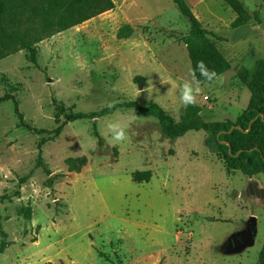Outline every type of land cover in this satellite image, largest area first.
Masks as SVG:
<instances>
[{
	"label": "rangeland",
	"instance_id": "374dc122",
	"mask_svg": "<svg viewBox=\"0 0 264 264\" xmlns=\"http://www.w3.org/2000/svg\"><path fill=\"white\" fill-rule=\"evenodd\" d=\"M41 1L42 20L57 22L58 0ZM113 1L114 10L36 45L31 10L0 14V50L11 54L0 60V97L19 110L0 103V264H255L263 175L228 170L203 131L167 139L157 119L137 110L69 121L134 101L182 123L179 87L192 80L181 42L188 20L164 0H135L138 15L167 12L130 25L122 0ZM185 1L231 65L192 106L206 123L236 122L251 98L238 73L264 59V2L241 0L260 22L233 29L236 14L223 0ZM128 25L130 38L118 39ZM117 120L128 139L114 145L106 125ZM80 157L87 165L70 172L66 160ZM136 171H150L151 181L134 183Z\"/></svg>",
	"mask_w": 264,
	"mask_h": 264
},
{
	"label": "trees",
	"instance_id": "16d2710c",
	"mask_svg": "<svg viewBox=\"0 0 264 264\" xmlns=\"http://www.w3.org/2000/svg\"><path fill=\"white\" fill-rule=\"evenodd\" d=\"M172 1L180 14L190 24V31L187 35L183 36L181 42L186 46L192 69H195L197 61L202 60L209 69L217 72L218 78L227 73L231 68L229 61L210 38L211 34L204 28L190 6L185 0ZM223 1L236 14V19L231 24L233 29L243 28L252 20H255L257 23L260 22L259 14H252L241 0ZM58 3L59 11L57 13L60 16L55 23L48 19L42 20L41 0H0V14H3L6 8H15L18 6L24 11L31 10L34 21L37 23L36 45L46 40V38H52L55 35L66 32L116 8L113 0H77L67 8H64L63 0H58ZM51 26L56 27L55 33L49 32ZM126 27L120 29L118 39L127 40L130 38L132 28L130 26ZM32 51L36 55V49L33 48ZM10 55L0 50V60ZM30 62L36 64L35 58L31 59ZM238 76L242 84L250 91L251 98L246 110L237 118L236 122L206 123L200 118L195 108L189 105L185 109L182 123L177 124L161 106L157 104L142 106L134 101L104 109L100 113L72 115L69 121L75 122L78 120L103 117L117 108L137 110L143 115L157 119L162 133L167 139L176 140L188 132L203 131L208 134L205 145L210 150L222 155V159L228 170L241 172L248 178L259 175L264 176V59L257 61L252 69H241ZM195 77L201 81V86L212 84L216 80L210 83L204 82L198 71L195 73ZM10 100L14 101L15 111L19 113L18 104L13 97H0V103ZM65 125L66 123H63L55 130V136H61ZM33 131L37 133H50L47 130ZM96 137L99 138V144L101 145L102 141L97 132ZM38 165L42 166L46 173L50 175L49 170L42 163L41 155ZM66 165L70 172L80 173L87 165V159L85 157L76 159L69 158L66 160ZM151 179L152 173L150 171H136L132 174V180L137 184L149 183ZM101 255V257H105V254ZM255 264H264V244L259 252L258 261Z\"/></svg>",
	"mask_w": 264,
	"mask_h": 264
},
{
	"label": "clouds",
	"instance_id": "9594fccd",
	"mask_svg": "<svg viewBox=\"0 0 264 264\" xmlns=\"http://www.w3.org/2000/svg\"><path fill=\"white\" fill-rule=\"evenodd\" d=\"M199 72L200 77L204 82H212L218 78V74L215 70L209 69L204 61H197L195 69H191L192 80L185 81L179 87V100L185 107L194 105L196 103V97L201 93V81L196 79L195 73ZM107 129L111 134V142L115 144L123 143L128 139L126 135L127 124L119 120L110 121L107 125Z\"/></svg>",
	"mask_w": 264,
	"mask_h": 264
},
{
	"label": "crops",
	"instance_id": "0c3cea01",
	"mask_svg": "<svg viewBox=\"0 0 264 264\" xmlns=\"http://www.w3.org/2000/svg\"><path fill=\"white\" fill-rule=\"evenodd\" d=\"M167 4H168V9L170 10V8H175V5H174V3H173V1L172 0H164ZM115 3V2H114ZM117 5V4H116ZM119 7H120V13L122 14L121 15V18H123L125 21H128L127 22V24H130V25H133V24H141L142 23V21H143V23L144 22H147V23H149L150 22V20L151 19H153L154 17H157V16H160V15H163V14H165L167 11H159V12H155V10L154 9H152L151 10V12L150 13H147V14H145V15H143V14H141V15H138V14H136L134 11H133V8L135 7V0H130V4L128 5L127 3H126V0H122V2H121V4L119 5ZM129 8V13L128 14H126L125 12H124V10L126 9V8ZM89 22V21H88ZM133 24H132V23ZM87 23V22H86ZM85 24V23H84ZM81 26V25H80ZM129 26V25H128ZM79 26H77V27H74V28H72V29H70V30H68V31H66V32H69V31H72V30H74V29H77ZM66 32H63V33H60V34H58V35H63L64 33H66ZM54 39H57V38H54ZM128 40V39H127ZM224 75V74H223ZM220 78H221V76H220ZM219 79V78H218ZM251 245L253 244V240L251 241V243H250ZM264 244V243H263ZM263 246V245H262ZM262 248V247H261ZM260 252V251H259ZM259 255V254H258ZM258 261V260H257Z\"/></svg>",
	"mask_w": 264,
	"mask_h": 264
},
{
	"label": "flooded vegetation",
	"instance_id": "af4514ba",
	"mask_svg": "<svg viewBox=\"0 0 264 264\" xmlns=\"http://www.w3.org/2000/svg\"><path fill=\"white\" fill-rule=\"evenodd\" d=\"M238 240H239V238H235V239H234V241H238Z\"/></svg>",
	"mask_w": 264,
	"mask_h": 264
},
{
	"label": "bare ground",
	"instance_id": "6f19581e",
	"mask_svg": "<svg viewBox=\"0 0 264 264\" xmlns=\"http://www.w3.org/2000/svg\"><path fill=\"white\" fill-rule=\"evenodd\" d=\"M186 47V46H185ZM219 80V79H218Z\"/></svg>",
	"mask_w": 264,
	"mask_h": 264
}]
</instances>
